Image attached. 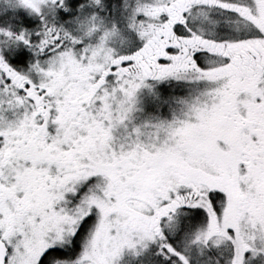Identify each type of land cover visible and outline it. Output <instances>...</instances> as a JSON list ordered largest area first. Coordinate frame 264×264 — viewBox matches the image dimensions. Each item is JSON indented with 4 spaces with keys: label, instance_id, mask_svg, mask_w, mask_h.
<instances>
[{
    "label": "snow or ice",
    "instance_id": "6c2138e0",
    "mask_svg": "<svg viewBox=\"0 0 264 264\" xmlns=\"http://www.w3.org/2000/svg\"><path fill=\"white\" fill-rule=\"evenodd\" d=\"M0 264H264V0H0Z\"/></svg>",
    "mask_w": 264,
    "mask_h": 264
}]
</instances>
